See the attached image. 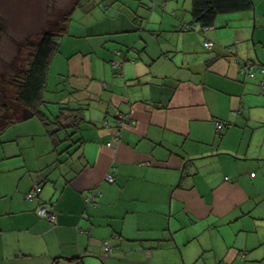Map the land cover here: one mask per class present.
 I'll list each match as a JSON object with an SVG mask.
<instances>
[{"label":"crops","instance_id":"0c3cea01","mask_svg":"<svg viewBox=\"0 0 264 264\" xmlns=\"http://www.w3.org/2000/svg\"><path fill=\"white\" fill-rule=\"evenodd\" d=\"M191 2L76 9L40 104L63 107L0 134V264H264V0L182 30Z\"/></svg>","mask_w":264,"mask_h":264},{"label":"trees","instance_id":"16d2710c","mask_svg":"<svg viewBox=\"0 0 264 264\" xmlns=\"http://www.w3.org/2000/svg\"><path fill=\"white\" fill-rule=\"evenodd\" d=\"M85 1L72 0L67 7L56 11L52 19L54 22L52 26L42 29L38 38L29 42V51L26 55L24 66L17 68L8 78L4 79L5 86L1 88L0 84V134L9 125L27 119L30 116H37L45 124H50L51 118L40 107L41 103L46 102L43 98V93L49 84L48 71L50 63L59 50L61 37L69 33L70 24L76 19V9L83 7ZM253 8V0H192V21L189 24L181 25V29H194L196 23H199L201 28H209L215 24V20L221 14L243 12ZM3 32L4 21L0 15V39L3 36ZM117 53L119 57L111 60V66L115 69V73L122 74L119 69H123L124 63L129 58L120 54V52ZM113 61H117L120 64L115 67L112 64ZM249 63L254 66L253 61ZM257 69L259 70V67ZM259 71L261 72V70ZM59 119L60 116H56L53 122L59 124Z\"/></svg>","mask_w":264,"mask_h":264},{"label":"rangeland","instance_id":"374dc122","mask_svg":"<svg viewBox=\"0 0 264 264\" xmlns=\"http://www.w3.org/2000/svg\"><path fill=\"white\" fill-rule=\"evenodd\" d=\"M72 0H0V15L4 21V32L0 39V84L5 86V80L17 68L23 67L29 51L30 41L38 38L39 32L50 28L54 13L67 7ZM76 17H80L76 12ZM73 31L78 28L73 27ZM7 86V85H6ZM48 95L55 86L52 80L49 83ZM5 88V87H4ZM54 107V114L59 112L60 104H45L47 109ZM1 140V139H0Z\"/></svg>","mask_w":264,"mask_h":264},{"label":"built area","instance_id":"2783aa9c","mask_svg":"<svg viewBox=\"0 0 264 264\" xmlns=\"http://www.w3.org/2000/svg\"><path fill=\"white\" fill-rule=\"evenodd\" d=\"M204 44H205V46H208V47L213 46L212 41H205ZM228 49H230V47ZM112 64H113V66L116 67L120 63L117 61H113ZM254 69H255L254 66L251 64V65H247L246 67H242L241 70L244 71L248 77L253 78V77H255ZM259 70H261V72L264 74V66L259 67ZM260 83H261V85L264 86V78H263V80L260 81ZM215 126L220 131L223 130L225 127L223 121H220V120L216 121ZM117 133L120 134V130H118ZM117 137H118V135H117ZM106 179L112 182V181H114L115 178L113 177L112 174H108V175H106ZM41 191H42V186L39 184H35L33 186V188L26 194V197L28 199H33L34 197L38 196ZM98 196H100V192L96 188L91 189V192L86 196V201L89 204L97 205L96 200H97ZM36 213L41 217L48 218L52 222H55V220H56V211L51 206L44 205V204L39 205L36 209ZM105 244H106L105 249L107 251L106 254L109 255L112 252V248L107 244V242H105Z\"/></svg>","mask_w":264,"mask_h":264}]
</instances>
